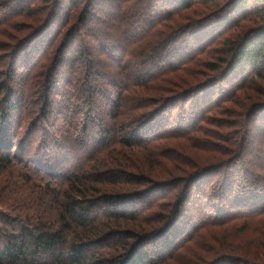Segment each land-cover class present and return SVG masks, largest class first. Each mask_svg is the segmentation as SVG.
I'll use <instances>...</instances> for the list:
<instances>
[{"label":"trees","instance_id":"trees-1","mask_svg":"<svg viewBox=\"0 0 264 264\" xmlns=\"http://www.w3.org/2000/svg\"><path fill=\"white\" fill-rule=\"evenodd\" d=\"M0 53V264H264V0H0Z\"/></svg>","mask_w":264,"mask_h":264},{"label":"rangeland","instance_id":"rangeland-1","mask_svg":"<svg viewBox=\"0 0 264 264\" xmlns=\"http://www.w3.org/2000/svg\"><path fill=\"white\" fill-rule=\"evenodd\" d=\"M208 52V51H207ZM210 52V51H209ZM1 54V53H0ZM209 58V57H208ZM204 59H207V58H204ZM10 63L11 62H9L8 61V63L7 64H9L10 65ZM14 67V69L15 68H18L19 69V72L21 73L22 71H21V69L23 70V68L22 67H19V66H13ZM21 68V69H20ZM63 69H59V73H61V71H62ZM18 72V73H19ZM117 81H119V78H117ZM67 88H68V86L67 85H63V90H67ZM53 92H54V94L53 95H51L50 96V99L52 100H55V94L57 95L56 97H58V98H60V96L58 95V93L59 92H57V91H55L54 89L52 90ZM61 95V94H60ZM64 96H66V98H68V99H73V97L72 96H70L69 94L67 95V94H65ZM185 107H188V105L186 104V105H184ZM176 108H174V109H172V115L173 114H175V112H176V110H175ZM237 113H240L239 111L237 112ZM237 113H235V115L237 116ZM240 115H242V114H240ZM80 119H82V117L80 116ZM223 119H224V121H226L228 124H225L226 126H221V124L222 123H224V122H217V124H214V125H212V123L211 124H202L201 126V128H203L202 129V132L201 131H199V132H197V133H193L191 136H192V138H193V140L195 141V142H200L201 140L200 139H204V138H207V137H210V143L212 144H218V145H222V142H224L222 139H223V136H227V135H230V133H232V131L235 129V128H231V127H229L230 126V124L232 123V122H234V123H236L237 121H239V119L237 118V117H235V116H233V117H231V116H228V117H223ZM54 124H55V126H56V129H62L63 128V125L62 124H64V117H62V115H58L57 117H56V119L54 120ZM213 123H215V122H213ZM65 127V126H64ZM173 128V124L170 122L169 123V128H167V129H172ZM24 130H25V128L23 127V133H24ZM203 130H205V131H207V133H209L210 134V136L209 135H206V133L203 131ZM70 131L72 132V131H74V127H71V129H70ZM34 133V132H33ZM205 133V134H204ZM190 136V137H191ZM231 136V135H230ZM31 138L33 139V141L34 140H36V138H37V136H34V135H32L31 134ZM186 143V145H187V143H189L188 141H185V140H182V139H180V140H176V139H173V140H170V145L169 146H167L166 148H169V149H172V150H169L170 151V153H171V151H174L173 149H175V148H178V143ZM34 143V142H33ZM31 144V145H25L24 146V148L25 149H27V150H29L30 148H31V146H34V144ZM220 143V144H219ZM177 151H179L178 153L177 152H172L171 154H169V155H172L173 154V157L174 158H176V155L178 156L179 155V153L181 152L180 150H177ZM137 154L138 155H140V156H143L144 155V153L143 152H141V151H138L137 152ZM31 154H29V156H30ZM181 155H183L184 157L185 156H190L189 154H187V153H182ZM259 155H262V154H259ZM214 156V153H212V156H211V154L210 153H206V152H202V151H197V150H195L194 151V153L191 155V157H190V160H192V161H196V162H199V163H201V164H206V163H208V162H215L213 159H211L212 157ZM245 156V155H244ZM170 157H172V156H170ZM247 157V156H246ZM245 157V158H246ZM80 158H82V157H78V155L77 154H75V158H74V160L70 163L71 165L72 164H76L75 162H76V160H78V159H80ZM161 159V161H160V163L157 165V166H161L162 168H164V169H166V168H168L169 169V171H174L175 170V168L177 167V164H176V167H175V163H176V161H175V163H174V160L172 161V159H167V157L166 158H160ZM173 163H172V162ZM23 162V161H22ZM24 163V162H23ZM31 163V162H30ZM30 163L28 164L29 166H31L30 165ZM259 166V165H258ZM32 167V166H31ZM70 167V166H69ZM68 167V170H70V168ZM159 168V167H158ZM252 169H254V168H252ZM36 172H38V173H40V174H42V175H44L45 173L42 171V170H35ZM218 171H217V174H216V176H218ZM260 181L262 182V181H264V180H261L260 179ZM225 228L226 227H224V226H219V227H214V228H211V229H208V230H206V231H204L203 232V234L202 235H206V236H209L208 237V240L209 239H211V238H213L212 237V235H214V236H216V235H218V236H220V239H222L221 237H223V235H224V231H225ZM230 228V227H229ZM199 237V236H198ZM246 238V235L244 234L243 236H239L238 238H236L235 240H236V243L240 246V244H242V242H244L243 240ZM201 239H203V236L202 237H200V238H197V244H198V241L199 240H201ZM219 239V240H220ZM229 239H232V238H228V240ZM214 245H215V247L217 248V249H220V247L222 246V242H214L213 243ZM189 247H190V245H189ZM197 252L199 253V254H201L202 256H205V254L203 253V252H201L200 250H198L197 249ZM225 253H228V254H231V252H229V251H227V250H225ZM188 254V253H187ZM180 260V259H179ZM182 261V260H181ZM180 262V261H179ZM171 264H178L177 263V261H171Z\"/></svg>","mask_w":264,"mask_h":264}]
</instances>
